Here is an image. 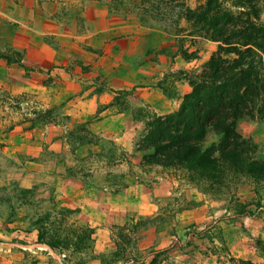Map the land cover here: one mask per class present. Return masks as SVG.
Wrapping results in <instances>:
<instances>
[{
    "label": "rangeland",
    "instance_id": "obj_1",
    "mask_svg": "<svg viewBox=\"0 0 264 264\" xmlns=\"http://www.w3.org/2000/svg\"><path fill=\"white\" fill-rule=\"evenodd\" d=\"M141 1L0 0V50H20L25 65L0 58V264H264V179L241 175L209 189L182 169L143 163L140 136L127 151L121 130L105 133L97 122L110 104L75 111L85 90L110 88L123 71L135 79L144 70L146 84L173 98L179 71H200L217 50L218 42L188 37L197 57L186 59L175 31L142 23ZM260 11L264 23V3ZM112 16L172 44L151 47L153 34L140 30L146 54L124 50L110 72ZM135 90L118 89L113 102L144 130L158 113L136 104ZM239 130L264 159V119L243 120ZM122 191L124 202L114 196Z\"/></svg>",
    "mask_w": 264,
    "mask_h": 264
},
{
    "label": "trees",
    "instance_id": "obj_2",
    "mask_svg": "<svg viewBox=\"0 0 264 264\" xmlns=\"http://www.w3.org/2000/svg\"><path fill=\"white\" fill-rule=\"evenodd\" d=\"M261 3L264 0H198L191 7L187 0L141 1L142 23L152 20L175 31L186 59L197 57L184 46L186 38L218 42L200 71H179L183 76L177 80L184 78L191 86L180 107L147 120L138 144L143 163L182 169L209 189H220L241 175L264 179V159L239 130L243 120L264 119ZM11 50H0V58L25 66L22 52ZM160 86L167 95H176L173 85Z\"/></svg>",
    "mask_w": 264,
    "mask_h": 264
},
{
    "label": "crops",
    "instance_id": "obj_3",
    "mask_svg": "<svg viewBox=\"0 0 264 264\" xmlns=\"http://www.w3.org/2000/svg\"><path fill=\"white\" fill-rule=\"evenodd\" d=\"M103 22L101 21V24L104 25L107 23V20L103 19ZM108 29V35L110 36V49H108L109 53L106 56L110 60V72L116 71L118 68H116L117 64L119 63L118 59L121 57V54L124 50H126V53H135L138 52L146 54V50L149 48H145L141 51L139 48V32L141 30H144L147 33L153 34V36L149 37L153 40V37L155 36V31H150L146 29H139V26L136 24L131 23H122L119 22V19L112 16L110 18V25L106 26ZM106 35V34H105ZM158 40H153L151 43V47L158 48V47H164L169 46L172 44L171 41H169L168 37L164 35L162 32L157 33ZM148 38V39H149ZM177 57V56H176ZM106 59V58H105ZM53 61H45L43 66H50L52 65ZM177 66V65H176ZM140 67V66H139ZM148 73H151V71H147ZM125 74L124 76H119V78H115L110 80V88H103L100 91H93L92 89H88V91H84L82 94V97L79 98L85 100H82L83 110H75L78 111L79 114H83L84 116L91 115L93 113H96V110L98 108L99 104L107 105L109 106L105 107L101 111V115H105L102 119H100L97 123L99 125H102L104 129L106 130L105 133H118V130L122 131V136L117 138L118 142L124 146H126V150L130 151L132 146V138L136 136H140L143 134L144 125L141 124V121L136 125L131 127L130 123L128 122V118L126 116V113L123 111H120L118 107L114 104L113 99L115 98V95L117 94L118 89L126 88V89H136L130 96L132 99L136 100V104L140 103H147L151 109L158 114H167L170 112H173L177 110L180 105L183 96L188 93L191 90V86L188 82H183L180 79H178L176 82L177 85V93L178 95L170 98L166 96L164 93L160 91V89L155 85V82L151 81L146 84V81L141 79V76L145 74L144 70H139L137 72V76H140V78L133 79L131 76H126L130 74H126V72L123 71ZM89 78V77H86ZM83 84V81H81ZM58 96H56V99ZM55 99V100H56ZM63 96L59 95V100H62ZM57 102V101H56ZM113 102V103H112ZM108 114V115H107ZM125 118L127 122L125 121ZM90 128L94 127V123H90ZM139 137V138H140ZM68 180H66V185L68 184ZM65 185L64 191L65 196L70 197V191L68 190L70 187H67ZM126 191L117 192V194H114V196L117 199H120L124 202L125 199V193ZM89 202V201H88ZM91 203V202H90Z\"/></svg>",
    "mask_w": 264,
    "mask_h": 264
}]
</instances>
